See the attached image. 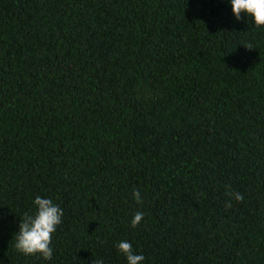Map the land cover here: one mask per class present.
<instances>
[{"label":"trees","instance_id":"16d2710c","mask_svg":"<svg viewBox=\"0 0 264 264\" xmlns=\"http://www.w3.org/2000/svg\"><path fill=\"white\" fill-rule=\"evenodd\" d=\"M241 17L0 0V264H127L120 241L142 264H264V27ZM36 196L63 209L51 260L15 248Z\"/></svg>","mask_w":264,"mask_h":264},{"label":"clouds","instance_id":"9594fccd","mask_svg":"<svg viewBox=\"0 0 264 264\" xmlns=\"http://www.w3.org/2000/svg\"><path fill=\"white\" fill-rule=\"evenodd\" d=\"M232 12L237 20L241 14L251 17L256 27H264V0H230ZM246 48H253L251 44H245ZM133 198L137 204H142L143 200L138 189L133 190ZM225 195L243 202V195L234 192L230 186H226ZM36 206L35 213L30 215L25 213L23 220L19 224V231L16 235L15 248L24 255H39L44 260H51L53 257L52 235L57 231V227L62 223L63 209L53 203L49 198L36 196L34 199ZM231 199L225 201V208H231ZM144 218L143 211L135 212L131 219V226L136 228ZM118 251L126 257L127 264H142L145 257L135 254L133 246L128 241H120L116 245ZM93 264H103V261H93Z\"/></svg>","mask_w":264,"mask_h":264}]
</instances>
